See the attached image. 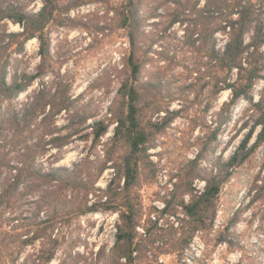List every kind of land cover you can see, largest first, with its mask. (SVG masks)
I'll return each instance as SVG.
<instances>
[{"label": "trees", "instance_id": "1", "mask_svg": "<svg viewBox=\"0 0 264 264\" xmlns=\"http://www.w3.org/2000/svg\"><path fill=\"white\" fill-rule=\"evenodd\" d=\"M2 3L0 0V22L19 23L22 31L7 32L4 23H0V264H15L26 244L51 242V246L40 249V254L33 260L35 264H47L63 239L65 225L74 216L118 208L122 222L117 225L111 255L117 260L126 257L125 264H131L137 242L134 204L129 193L139 178L143 163L149 164L146 162L149 132L141 121L146 111L153 114L161 108L158 100L150 96L149 88L153 87L154 81L141 80L143 70L152 60L147 58L148 55L162 53V49H152V42L145 46L146 37L157 35L177 40L181 51L178 62L196 72V82L203 80L196 97L204 94L216 98L221 91L230 90L229 97L216 112L210 142L217 140L218 133L234 121L232 108L241 98L253 111H260L258 116L248 117L250 123L248 118L242 123L240 128H246V133L226 160L218 156L212 169L206 170L199 165L205 154L203 148L188 160L186 172L177 175L181 177L166 201V209L175 213V206L181 208L182 217L177 216L180 225L175 231L179 232L178 244L186 245L195 231L209 227L216 214L219 195L234 168L264 145V100L254 101L253 97L255 82L264 78V0H122L121 27L126 31L129 51L123 64L126 77L118 88L121 104L114 114L116 125L112 136L113 147L119 146L122 151L118 164H114V175L104 190L96 188L94 183L105 168V161L112 160L110 154L95 178L78 173L80 162L72 167L55 164L62 156L60 151L71 137L80 133V124L87 118L73 110L69 82H55L54 91L40 87L19 102V94L40 78L42 68L38 67L32 74L14 72L11 80L7 78L10 64L7 50L15 43V38L17 50L21 51L28 39L36 37L42 60L48 56L49 42L43 29L53 17L50 0H44L37 12H27L18 4ZM74 5L70 4L66 9ZM150 18L157 20L152 22L151 30L144 32L142 26ZM175 25L180 26V34L173 29ZM191 85L189 83L187 87ZM210 107V102H206L205 109ZM61 112L68 115V123L64 126L56 125V117ZM165 112L161 123L151 125L157 124L158 128L168 124L179 110L165 108ZM88 127L90 131L79 137H91L92 142H96L106 132L108 123L97 119ZM64 129L68 131L63 133ZM51 150L55 152L49 153ZM46 160L47 164L44 163ZM195 176L204 181V187L198 193H194L192 187ZM119 178L123 179L122 186ZM96 190L105 199L99 198L89 204L88 194ZM250 192V202L264 199V153ZM120 194L122 199L116 203L114 197ZM184 194H189L187 201L183 199ZM26 203L30 205L29 210L22 208ZM41 213L43 217H40Z\"/></svg>", "mask_w": 264, "mask_h": 264}, {"label": "rangeland", "instance_id": "2", "mask_svg": "<svg viewBox=\"0 0 264 264\" xmlns=\"http://www.w3.org/2000/svg\"><path fill=\"white\" fill-rule=\"evenodd\" d=\"M2 2L21 5L27 12H37L44 4V0ZM70 4L76 5L66 9ZM50 5L54 8L53 17L43 29L49 42L48 56L42 60L36 37L28 39L21 51L17 50L18 40L15 38V43L7 50L10 60L7 78L11 80L14 72L32 74L38 67L42 68L40 78L19 94V102L40 87L54 91L55 82H69V94L74 100L72 108L77 115L87 118L80 124V133L71 137L60 151L62 156L55 164L72 167L80 162L78 173L95 178L110 154L112 160L105 161V168L94 183L96 188L104 190L114 175V164H118L122 151L119 146L114 148L112 143L116 125L114 114H117L121 104L118 88L126 77L123 64L129 51L126 31L121 27L122 0H50ZM156 20H146L142 26L144 32L151 30L152 22ZM0 23H4L7 32L22 31L19 23L10 20ZM173 29L178 34L182 32L178 25ZM150 42L153 50L162 49V53L151 52L148 55L147 58L152 60L143 70L141 80L154 81L152 88L143 89H150V96L158 100L161 108L153 114L146 111L141 121L149 132L146 142V162L149 164L145 166L146 163H143L139 178L129 193L134 204L137 242L131 264H264V199L250 202L252 193H249L253 177L261 167L264 145L234 168L219 195L211 225L195 231L186 245L178 244L179 232L175 231L180 225L178 217H182L181 208L174 205L177 208L175 213L166 209V201L181 177L177 175L186 172L188 160L203 148L205 154L199 165L206 170L212 169L218 156L226 160L246 133V128H240L242 123L250 115L258 116L260 111H253L250 104L241 98L232 108L234 121L218 133L217 140L210 142L216 125V112L229 97L230 90L221 91L216 98H208L204 94L196 97L203 80L196 82V72L178 62L181 54L178 41L157 35L146 37L145 46ZM189 83L193 85L187 87ZM253 97L254 101L264 100V78L255 82ZM208 101L211 107L205 109ZM165 108L179 110V113L166 125L152 126V123H161L166 114ZM97 119L108 123L106 132L96 142H92L91 137L81 139L79 135L90 131L88 125ZM248 120L250 123L251 119ZM67 123V113L57 115L56 125ZM67 131L64 129L62 132ZM54 152L51 150L49 153ZM44 163L47 164L48 160ZM119 183L122 186V178H119ZM192 187L194 193L201 191L203 179L193 177ZM100 195L97 190L90 192L88 203L99 198L103 201L105 196ZM114 198L119 203L122 195ZM178 198L173 202L176 203ZM183 199L187 201L189 194H184ZM22 208L29 210L30 205L26 203ZM120 210L100 209L74 216L65 225L63 239L47 264H125L126 257L117 260L111 255L117 225L122 222ZM40 217H43L42 213ZM50 244H26L15 264H35L33 260L40 254V249L50 247Z\"/></svg>", "mask_w": 264, "mask_h": 264}]
</instances>
